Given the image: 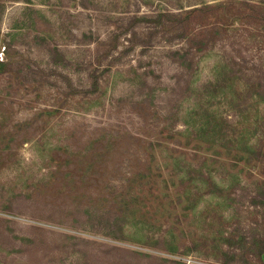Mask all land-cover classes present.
Here are the masks:
<instances>
[{
    "label": "rangeland",
    "instance_id": "374dc122",
    "mask_svg": "<svg viewBox=\"0 0 264 264\" xmlns=\"http://www.w3.org/2000/svg\"><path fill=\"white\" fill-rule=\"evenodd\" d=\"M0 264H264V0H0Z\"/></svg>",
    "mask_w": 264,
    "mask_h": 264
},
{
    "label": "trees",
    "instance_id": "16d2710c",
    "mask_svg": "<svg viewBox=\"0 0 264 264\" xmlns=\"http://www.w3.org/2000/svg\"><path fill=\"white\" fill-rule=\"evenodd\" d=\"M190 39L192 42H191L190 47L188 49L200 50V48L202 46V40L199 39V36H197V35H194V37L190 36ZM182 50H186V49L183 46L179 47L178 49L172 51V54H174L175 56H180ZM186 53H187V51H186ZM189 66L190 67L188 69L192 70L194 68V66L192 64H190Z\"/></svg>",
    "mask_w": 264,
    "mask_h": 264
}]
</instances>
